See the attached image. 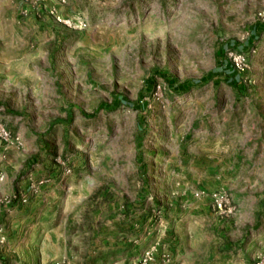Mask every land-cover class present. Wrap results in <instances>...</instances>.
<instances>
[{
    "label": "rangeland",
    "instance_id": "rangeland-1",
    "mask_svg": "<svg viewBox=\"0 0 264 264\" xmlns=\"http://www.w3.org/2000/svg\"><path fill=\"white\" fill-rule=\"evenodd\" d=\"M18 2L0 3V124L21 140L0 179L71 170L72 219L26 238L34 264H173L179 233L199 264H264V0H36L28 19L87 23L53 40Z\"/></svg>",
    "mask_w": 264,
    "mask_h": 264
},
{
    "label": "crops",
    "instance_id": "crops-1",
    "mask_svg": "<svg viewBox=\"0 0 264 264\" xmlns=\"http://www.w3.org/2000/svg\"><path fill=\"white\" fill-rule=\"evenodd\" d=\"M16 3L17 0H0V3L3 5L6 3L13 2ZM34 4L36 0H33ZM20 3V4H19ZM18 5L20 6V10L25 8V4L22 0H19ZM11 8V7H10ZM19 14V12H18ZM19 18L22 21L23 25L36 26L39 30H46L47 35H51V39H60L63 36L61 33V27L58 26L51 18H46L45 20L39 19L38 21L28 19L26 17ZM259 26H253L251 36H264L262 29H258ZM254 40L253 38H251ZM260 47V45H258ZM258 47H255L253 51L258 50ZM253 48V47H252ZM5 163L9 167L16 164V155L10 153L9 151H1L0 152V165ZM37 173V172H36ZM36 175V176H35ZM38 175L33 172L29 173L23 180H14L7 179L2 177L0 179V197L2 196H12L13 194H27V201L24 204L13 202L8 206L0 207V234L3 236V242L0 244V264H34V250H33V241L30 239L29 241L26 238L31 237L32 232L39 226L43 224H47L48 228L58 229V225H54L52 227V223L54 224V219L56 213L58 215L64 216L65 221L71 220L72 218H68L70 215L72 206H63L62 207V191L64 187L68 188V184L63 180L62 175L55 176V180L51 178V176H47L49 181L40 187L38 193L36 195H30L28 191V184L30 180L38 179ZM67 179V178H66ZM63 181V182H62ZM61 194V195H60ZM52 222V223H51ZM78 224V220H76ZM108 223V222H106ZM65 226L62 227V230ZM175 230H177L175 228ZM185 233L187 231L184 229ZM24 240V243H22ZM189 243V244H188ZM197 242L191 236H182L175 235V239L172 240V246L170 250L173 249V264H199L195 261V257L200 255V250H198ZM22 250H25L23 252ZM24 253V254H23ZM208 248L204 252V255L207 257ZM96 251L87 253L86 255H82L84 260V264H90L91 261L93 264H98L97 257H94ZM125 254L117 256V259H114L112 256L106 255L103 259V263L99 264H110L115 262H124ZM94 257V258H93ZM103 257V256H102ZM208 261L203 262L202 264H207Z\"/></svg>",
    "mask_w": 264,
    "mask_h": 264
},
{
    "label": "built area",
    "instance_id": "built-area-1",
    "mask_svg": "<svg viewBox=\"0 0 264 264\" xmlns=\"http://www.w3.org/2000/svg\"><path fill=\"white\" fill-rule=\"evenodd\" d=\"M25 4V8H22L19 11V15L21 17L27 16V10L29 8H33L35 5L33 0H22ZM47 15L59 26H62L64 28H67L72 31L76 30H83L86 29L87 23L86 21L78 16L75 17H61L59 14H57L55 11H48ZM250 53L253 52V50L249 51ZM247 55L248 52L245 51H237L232 50L227 53V58L229 65L232 69V71L239 75V77L246 71L247 69ZM21 147V140L18 136L11 134L3 125L0 124V152L4 151L5 149H19ZM58 163V162H57ZM59 170L63 176H66L71 173V170L64 166L63 163H59ZM49 181L48 178L41 177L39 179H33L29 181L28 184V193L30 195H36L43 185H45ZM18 202L21 204L26 203L27 201V194H13L9 197V199L6 201L7 204H12L13 202ZM3 238L0 235V243H2ZM153 257L151 256L150 251L144 252L139 260V264H148L153 262ZM168 258L161 256V264H167ZM253 264H260V262H255Z\"/></svg>",
    "mask_w": 264,
    "mask_h": 264
},
{
    "label": "trees",
    "instance_id": "trees-1",
    "mask_svg": "<svg viewBox=\"0 0 264 264\" xmlns=\"http://www.w3.org/2000/svg\"><path fill=\"white\" fill-rule=\"evenodd\" d=\"M254 27H255V26H254ZM228 68H230V71L233 73V71H232V69H231L230 65L228 66ZM230 81H232L233 83H235V82H236L235 78H232ZM179 88H183V87H182V86H180Z\"/></svg>",
    "mask_w": 264,
    "mask_h": 264
}]
</instances>
